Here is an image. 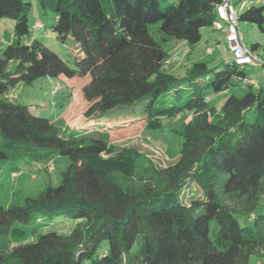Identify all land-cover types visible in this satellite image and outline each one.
Returning <instances> with one entry per match:
<instances>
[{"label":"trees","instance_id":"16d2710c","mask_svg":"<svg viewBox=\"0 0 264 264\" xmlns=\"http://www.w3.org/2000/svg\"><path fill=\"white\" fill-rule=\"evenodd\" d=\"M37 1L54 14L49 28L56 39L70 37L74 49L71 61L64 60L32 37L29 1L0 0V17L14 22L0 54V169L6 164L10 175L18 162L35 161L52 170V156L69 162L57 185L46 182L19 202L0 204V264H247L251 255L264 253V212L254 214L264 203V84H256L246 71L250 65L233 57L213 66L197 61L175 76L164 69L168 53L149 31L159 24V33L193 47L221 0H175L164 7L160 0ZM243 1L238 23L264 33V0ZM259 46L247 47L261 60L252 67L264 68ZM10 61L13 70L7 69ZM45 76L89 78L81 88L85 122L120 108L127 109L123 116L136 114L99 129H124L138 120L157 125L162 117L186 112L177 159L155 167L134 147L88 136L95 131L90 127L75 140L29 105L5 98L15 85ZM183 86H191L184 102H178L180 94L170 106L157 101ZM231 86L237 89L218 106ZM190 183L201 194L192 196ZM242 215L252 223L240 226ZM58 216L75 222L69 232L36 235ZM213 220L217 227L211 229Z\"/></svg>","mask_w":264,"mask_h":264},{"label":"rangeland","instance_id":"374dc122","mask_svg":"<svg viewBox=\"0 0 264 264\" xmlns=\"http://www.w3.org/2000/svg\"><path fill=\"white\" fill-rule=\"evenodd\" d=\"M30 2V13L28 15V23L31 25L36 20H42L45 29H32L39 36L42 42L51 50L59 54L64 60L71 61L74 49V43L70 37H66L64 41L56 39L54 33L49 26L54 22V14L50 11H43L37 0H27ZM175 2V0H160V6ZM14 22L7 17H0V54L2 49L8 44L12 37ZM158 25L149 26V31L152 35H156L162 43L163 49L168 53V61L164 69L175 76H183L194 62L204 61L209 66H213L219 62L231 61L232 52L225 40V34L222 31L216 30L213 25L205 26L201 29L202 41L195 46H189L184 40H176L170 35L158 32ZM243 41L246 46L250 47L253 43H258L260 46L257 50L259 55H264V33L261 32L255 24L249 22L239 23ZM264 26V24H263ZM210 48V52L207 49ZM68 64H70L68 62ZM15 61L8 63L7 69L13 70ZM248 75L252 77L258 84H264V68L246 66ZM89 81L88 77H39L30 84H17L10 88L5 93V98L14 103L26 104L31 107V110L40 116H44L53 122L54 127L62 135L71 134L75 140L82 136L81 115L88 105L84 100L81 88ZM211 98L213 95L209 89L204 88ZM237 89L231 86L218 100L219 106L223 98ZM191 92V86H183L178 92L174 90L166 91L157 97L158 102H162L164 106H170L176 102L177 94H180L181 100L184 102ZM238 90H236V93ZM69 108V112H67ZM126 108H120L110 113L104 118L97 119L90 128L101 127L103 124H115L119 121L133 120L136 117L135 113L123 116ZM83 118V117H82ZM254 113L248 115V119L252 120ZM189 120V115L186 112L173 117L160 118L157 125L146 126L143 120L135 121L131 126L112 130L99 129L88 133L90 137H101L109 139L114 145L123 147H134L144 155L146 162L152 163L155 167H164L175 162L179 154V147L182 137L179 134L182 123ZM109 130V133L107 131ZM76 132V133H75ZM84 133V132H83ZM2 139L0 138V147ZM47 162L54 168L48 170V166H38L35 161H20L17 163V170L9 175L7 165H3L0 169V204L8 206L11 203L19 202L24 194H35L48 182L50 185H57L60 181L61 172L68 164L69 159L66 156H52L47 159ZM190 194L193 196L201 194L198 187L190 183ZM185 191V197L189 194ZM190 197V196H188ZM264 212L263 200H260L254 214ZM56 217L52 223L41 226L36 235L48 230H55L59 233L69 232L73 220ZM60 220V221H58ZM43 221V220H41ZM57 224H54L56 222ZM47 222V221H46ZM240 226H248L252 223V217L248 215L238 216ZM37 224L32 222L30 225ZM211 229L217 227L216 222H210ZM101 248H107V243L103 242ZM247 264H264V253L261 255H251Z\"/></svg>","mask_w":264,"mask_h":264},{"label":"built area","instance_id":"2783aa9c","mask_svg":"<svg viewBox=\"0 0 264 264\" xmlns=\"http://www.w3.org/2000/svg\"><path fill=\"white\" fill-rule=\"evenodd\" d=\"M234 0H221L216 6V16L212 25L216 30H225V40L237 64L255 66L260 63L259 56L252 52L244 43L243 35L237 20L238 12L244 7L245 1L233 3ZM34 29L42 28V22L36 20ZM52 168V167H51Z\"/></svg>","mask_w":264,"mask_h":264},{"label":"crops","instance_id":"0c3cea01","mask_svg":"<svg viewBox=\"0 0 264 264\" xmlns=\"http://www.w3.org/2000/svg\"><path fill=\"white\" fill-rule=\"evenodd\" d=\"M38 30V29H37ZM41 30H43V29H41ZM218 31H222V32H224V34H225V30H218ZM31 34H32V37H34V38H37V39H39L41 42H42V40H41V38L39 37V36H37L35 33H34V31L33 30H31ZM11 37H12V34H11ZM24 41H27V39H25ZM207 52H210V48H208L207 49ZM256 82V81H255ZM256 84H258V82H256ZM71 108H69V106H68V110H67V112H69V110H70ZM81 119L83 120L82 121V123H81V131H84L85 130V128H88V127H90V125H93L94 124V121H91V122H85L84 121V119L82 118V115H81ZM94 128V130L95 131H99V128H96V127H93ZM102 130V129H101ZM76 133V132H75ZM91 133V132H90ZM107 133H109V130L107 131ZM79 134V133H78ZM80 134H82V133H80Z\"/></svg>","mask_w":264,"mask_h":264}]
</instances>
